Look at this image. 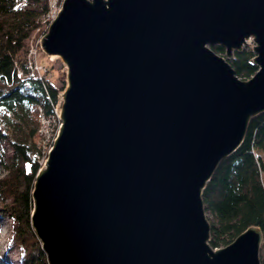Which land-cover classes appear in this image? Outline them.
Returning <instances> with one entry per match:
<instances>
[{
    "label": "water",
    "instance_id": "1",
    "mask_svg": "<svg viewBox=\"0 0 264 264\" xmlns=\"http://www.w3.org/2000/svg\"><path fill=\"white\" fill-rule=\"evenodd\" d=\"M40 45L66 70L32 191L49 264H262L257 226L211 246L203 193L264 113V0H63Z\"/></svg>",
    "mask_w": 264,
    "mask_h": 264
},
{
    "label": "trees",
    "instance_id": "2",
    "mask_svg": "<svg viewBox=\"0 0 264 264\" xmlns=\"http://www.w3.org/2000/svg\"><path fill=\"white\" fill-rule=\"evenodd\" d=\"M20 2L0 0V138L7 139L13 151L7 173L0 179V192L5 201H11L5 206L15 223L10 247L20 248V264H49L31 227L32 191L41 168L34 157L39 153L37 116L39 107L48 115L54 113L64 88L38 77H19V71H28L26 41L48 8L47 0L42 12L21 7ZM213 50L225 54L222 47ZM253 57L246 47L230 60L240 79L256 74ZM203 201L214 219L210 222L212 247L229 245L250 226L264 233V113L252 119L242 146L220 163ZM260 257L264 264V247Z\"/></svg>",
    "mask_w": 264,
    "mask_h": 264
},
{
    "label": "rangeland",
    "instance_id": "3",
    "mask_svg": "<svg viewBox=\"0 0 264 264\" xmlns=\"http://www.w3.org/2000/svg\"><path fill=\"white\" fill-rule=\"evenodd\" d=\"M46 0H21L20 6L26 7V9H32L37 12H42V8L45 5ZM50 26V25H49ZM49 26L47 24L38 22V29L36 28L30 38L26 41V63L27 70H30L31 64L34 70L39 71V75L43 80L50 81L53 85L58 88H65L66 86V70L59 60H52L46 54L43 53L40 40L47 32ZM248 48L251 49V45H254L253 41L249 42ZM221 56H225L221 55ZM39 120L37 116V131L39 130ZM47 128L51 135V138H46L45 140V150L52 143L53 137L58 129V123L52 122L51 125L47 124ZM20 134L18 132L16 136ZM15 135V134H14ZM40 134H37V145L40 142ZM43 139V137H42ZM45 139V138H44ZM39 146H37L38 148ZM44 150V152H45ZM13 155L12 147L10 142L5 138H0V179L4 177L7 173V165L9 160ZM44 165V164H43ZM11 201L8 199L5 201L4 193L0 192V240L5 238V240L0 245V264H20V248L18 246L10 247V241L15 228L14 221L8 216L6 212V205H9ZM206 216L210 222H213L212 214L207 211ZM263 249V248H262ZM262 253V251H261ZM261 256V254H260Z\"/></svg>",
    "mask_w": 264,
    "mask_h": 264
},
{
    "label": "built area",
    "instance_id": "4",
    "mask_svg": "<svg viewBox=\"0 0 264 264\" xmlns=\"http://www.w3.org/2000/svg\"><path fill=\"white\" fill-rule=\"evenodd\" d=\"M62 2H63V0H47V6H48L47 11L37 21V24H38V22L39 23L41 22V23L47 24L49 26L54 21V19L57 17V15L61 9ZM38 28L39 27H37V29ZM19 77H23V78L38 77V78H41L39 75V71L34 70L32 64H31L30 70H28L26 74L23 73L22 71H19ZM38 120L40 123L38 133L40 134L39 136H40V142L41 143L39 145H37V146H39L38 147L39 153L35 154L34 157L37 160V163L40 165V167H42L43 164L46 163V160L48 158V154H49V152H50V150L54 144V141L58 135V131L60 129V126L62 125V121L60 120V118L57 114V106L54 109V113H52L50 115L46 114L44 112V110L41 107H39L38 108ZM52 122L58 123V129H57V132L55 134H53L54 137H53L52 143L50 144L49 147H47L48 149L45 150V148H46V146L44 144L45 140H46V138H49V137L51 138V135H50L49 130L47 128V124L51 125ZM42 137H43V139H42ZM44 150H45V152H44Z\"/></svg>",
    "mask_w": 264,
    "mask_h": 264
},
{
    "label": "bare ground",
    "instance_id": "5",
    "mask_svg": "<svg viewBox=\"0 0 264 264\" xmlns=\"http://www.w3.org/2000/svg\"><path fill=\"white\" fill-rule=\"evenodd\" d=\"M5 240V238H2L1 240H0V245L2 244V242Z\"/></svg>",
    "mask_w": 264,
    "mask_h": 264
}]
</instances>
